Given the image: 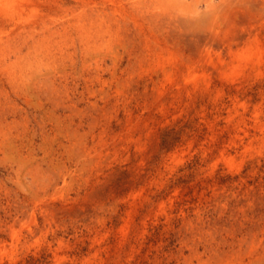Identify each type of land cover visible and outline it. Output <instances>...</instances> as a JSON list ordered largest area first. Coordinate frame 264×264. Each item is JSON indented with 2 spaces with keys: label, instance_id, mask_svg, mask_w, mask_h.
<instances>
[{
  "label": "rangeland",
  "instance_id": "1",
  "mask_svg": "<svg viewBox=\"0 0 264 264\" xmlns=\"http://www.w3.org/2000/svg\"><path fill=\"white\" fill-rule=\"evenodd\" d=\"M130 2L0 0V264H264V0Z\"/></svg>",
  "mask_w": 264,
  "mask_h": 264
},
{
  "label": "bare ground",
  "instance_id": "2",
  "mask_svg": "<svg viewBox=\"0 0 264 264\" xmlns=\"http://www.w3.org/2000/svg\"><path fill=\"white\" fill-rule=\"evenodd\" d=\"M30 1V0H29ZM35 1V0H34ZM45 1V0H44ZM153 1H155V2H158L159 0H153ZM140 2H141V0H131V4L132 5H137L138 7L139 6H141V8H142V5H140ZM161 2V1H160ZM32 3V2H31ZM259 3V2H258ZM20 4V3H19ZM53 4V3H52ZM31 5V4H30ZM44 5V4H43ZM54 5V4H53ZM26 6V5H25ZM33 6V5H32ZM55 6V5H54ZM144 6V5H143ZM0 7L2 8V6L0 5ZM23 7H24V5H23ZM34 7V6H33ZM4 8V7H3ZM2 8V9H3ZM6 8V7H5ZM52 8V7H51ZM85 8H87V7H85ZM93 9V8H92ZM8 10H9V8H8ZM231 11V10H230ZM23 12V11H22ZM173 13V12H172ZM186 13H188V12H186ZM57 14V13H56ZM4 15V14H3ZM26 14H24V16H25ZM73 17L75 18V20L76 21H74V23H73V25H76V30H77V32H79V30H80V26H83V17H85L84 18V20H88V23L89 24H91L92 25V27H93V34H91V36H93V38L94 37H100L104 32H109V25H106V26H104V27H102L99 23H97V17L96 16H94L93 15V12H92V10L90 9V11L88 12V11H83V15H81L80 14V12H74V10H73ZM46 16H48V15H46ZM45 16V17H46ZM51 16V15H50ZM173 16V15H172ZM27 17H29L28 15H27ZM49 17V16H48ZM152 17H153V15H152ZM16 18V17H15ZM50 18V17H49ZM108 18V17H107ZM17 19V18H16ZM48 19V18H47ZM196 19V18H195ZM202 19V18H201ZM6 20H8V19H6ZM26 20V19H25ZM35 20H37V19H35ZM170 20H172V19H170ZM186 18H185V21L184 22H186ZM192 20V19H191ZM194 20V19H193ZM2 21V20H1ZM5 21V20H4ZM27 22V21H26ZM195 22V21H194ZM199 22V21H198ZM166 23V22H165ZM172 23V22H171ZM4 24V23H3ZM2 24V25H3ZM71 24V23H70ZM82 24V25H81ZM180 24V23H179ZM197 24V23H196ZM19 25V24H18ZM72 25V26H73ZM169 25V24H168ZM10 26V25H9ZM15 26V25H14ZM219 26V25H218ZM20 27V26H19ZM77 27H79V29H77ZM97 27H99V28H97ZM168 28H169V26H168ZM207 28V27H206ZM233 28V27H232ZM2 29V28H1ZM19 29V28H18ZM20 29H21V27H20ZM92 29V28H91ZM209 29H212L213 30V28H211V27H208V31H209ZM30 30V29H29ZM32 30H34V29H32ZM203 30V29H202ZM205 30V29H204ZM19 31V30H18ZM64 31V30H63ZM216 31V30H215ZM191 32V31H190ZM10 33V32H9ZM17 33V32H16ZM48 33V32H47ZM86 34H88V32H86ZM109 34V33H108ZM6 35V34H5ZM89 37L90 36H88V37H85V38H88L89 39ZM37 38V37H36ZM200 38H202V37H200ZM204 39V38H203ZM87 41V40H86ZM13 43V42H12ZM21 43H22V41H21ZM85 43V45H86V47L89 45H87V43L86 42H84ZM93 45V44H92ZM207 46V45H206ZM91 47V46H90ZM196 47V46H195ZM208 47V46H207ZM200 48V47H199ZM86 49V48H85ZM209 51V50H208ZM215 56V55H214ZM52 57V56H51ZM83 64H84V62H83ZM198 65V64H197ZM13 73V72H12ZM57 73V72H56ZM58 74V73H57ZM185 74V73H184ZM13 75V74H12ZM16 75V74H15ZM59 75V74H58ZM61 75V74H60ZM55 76V75H54ZM184 82V81H183ZM52 85V84H51ZM56 89V88H55ZM43 207V211L45 212V217L46 218H49L50 216H51V214H52V212H51V208H49V206L47 207V204H45V205H42ZM43 214V213H42ZM28 230V229H27ZM32 231V230H31ZM28 232H29V230H28ZM3 244V243H2Z\"/></svg>",
  "mask_w": 264,
  "mask_h": 264
},
{
  "label": "clouds",
  "instance_id": "3",
  "mask_svg": "<svg viewBox=\"0 0 264 264\" xmlns=\"http://www.w3.org/2000/svg\"><path fill=\"white\" fill-rule=\"evenodd\" d=\"M212 6V5H210ZM157 7H162V8H165V9H182V8H187L189 7V5H186V4H182V3H179V2H175V3H167V4H161ZM221 64H224V61H220ZM239 72V67H232L231 69L229 70H225L223 72L220 73V77L222 79H228V78H231L235 75H237Z\"/></svg>",
  "mask_w": 264,
  "mask_h": 264
},
{
  "label": "trees",
  "instance_id": "4",
  "mask_svg": "<svg viewBox=\"0 0 264 264\" xmlns=\"http://www.w3.org/2000/svg\"><path fill=\"white\" fill-rule=\"evenodd\" d=\"M170 138L168 136V133H165L161 137V147H166L169 144ZM179 182H185L186 180L184 179H178Z\"/></svg>",
  "mask_w": 264,
  "mask_h": 264
}]
</instances>
